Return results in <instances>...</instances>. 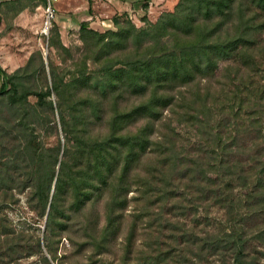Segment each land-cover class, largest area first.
I'll return each instance as SVG.
<instances>
[{"label":"trees","instance_id":"1","mask_svg":"<svg viewBox=\"0 0 264 264\" xmlns=\"http://www.w3.org/2000/svg\"><path fill=\"white\" fill-rule=\"evenodd\" d=\"M119 29L99 34L88 21L80 25L86 54L94 53L87 56L95 62L111 57L132 37L147 40L140 58L120 67L101 66L103 76L95 83L85 75L86 60L80 75L69 81L58 77L52 67V87L47 83L40 89L25 86L21 90L20 72L38 70L47 76L40 50L12 74L0 65V96H4L0 97L4 114L0 145L15 142L0 155V202H17V195L27 191L30 207L40 216L47 215L53 239L46 243L57 264L65 263L57 253L63 234L88 204L108 196L102 225L98 213L76 219L82 224L81 237L97 243V253L118 239L124 213L133 207L124 259L119 262L130 264L140 221L148 220L149 231L155 223L177 230L179 221L172 222L165 213L184 214L211 200L225 212L223 234L207 233L198 242L192 230L172 231L166 239L172 238L173 243L157 241L166 248L160 247L158 254L148 253L136 264H187L194 257L209 260L214 255L222 264H264V83L251 88L254 78L250 75L264 60V0H179L175 10L164 13L149 30L135 35L133 29ZM57 35L52 45L69 50ZM36 58L39 66H35ZM222 63L226 70L237 67L239 73L243 69L242 84L252 91L245 101L253 97L248 105L242 101L246 115L232 120L223 113L221 119L204 125L194 152L178 150V142L169 134L154 139L165 111L173 110L182 99L176 91L198 85L194 94L207 96L199 91L200 84ZM54 92L57 103L50 99ZM127 93L138 94L139 103L127 106ZM32 95L35 103L29 101ZM56 110L67 142L62 147L58 140L56 146L46 147L37 128L57 129ZM227 126L230 130L224 133ZM155 151V166L143 175L140 163ZM133 191L137 193L129 198ZM2 226L0 238H7L0 242V264H9L23 257L29 242L8 239L16 231ZM75 238L69 235L73 243ZM41 252L37 239L27 254ZM42 264L53 262L43 256Z\"/></svg>","mask_w":264,"mask_h":264},{"label":"rangeland","instance_id":"2","mask_svg":"<svg viewBox=\"0 0 264 264\" xmlns=\"http://www.w3.org/2000/svg\"><path fill=\"white\" fill-rule=\"evenodd\" d=\"M178 2L179 0H143L139 2L136 7L122 10L116 9L113 12L114 14H106V16L100 20L70 21L72 24L76 25L72 27L67 26L66 28L62 25V32L60 31L59 25L54 23L53 25L56 26H54L53 29L50 28L48 34L41 32L42 25L45 21L43 14V6L45 5L44 0H25L24 4H27L29 8L25 16L22 14L19 15V11H17L18 7L21 8L23 6L22 4H10L11 2H7L3 7L1 6V8L3 11L7 10V15L10 17L5 21L6 25L4 27L5 31H9L13 34L9 42L13 43L9 48L10 54L20 59V64L25 60L23 65L19 68L14 69V67H12L8 70H11L12 72H10V74H12L18 69L23 68L27 65L31 54L36 50H40L45 60L47 76L38 70L35 73L32 71L20 72L22 80L20 86L21 90L25 86H36L40 89L47 83L49 87H52V67L57 69L58 77L64 78L65 81H69L80 75L79 71L84 69L85 66L83 64L86 60L88 69L85 75L91 76L93 78L92 83H95L99 77L103 76V72L100 71L101 66L112 63L115 64L116 67H120L140 58L145 52L147 40H143L139 37H132L129 39L128 44L125 42L124 47L112 53L110 55L111 57L95 62L88 57L91 54L94 55V53L86 54L85 45L80 36V25L82 22L88 21L89 27L99 34H103L108 30L119 31L121 26L126 29H133L136 35V31L151 29L164 13L174 11ZM116 19H118L119 22H116ZM58 21L59 24L62 23V21ZM57 33L59 34L61 42L69 50L65 51L58 45H52V43L58 39ZM149 38L151 39L148 40H152L153 37L149 35ZM260 59L261 57L259 60ZM261 62L264 64V60H261ZM35 64V66H39L40 63L38 58H36ZM263 64L259 70L255 72L254 70L250 71V75L254 78L251 80L253 81V83H251V88L253 89H257L264 83ZM225 65V63H222L214 74L206 78L203 83L200 84L199 91L202 93V96L204 95L203 93L208 94L207 96L201 98L194 94L198 85L197 87L192 86L191 89L182 87L180 90L176 91L180 94L179 96L182 97V99L176 102L173 110L168 109L165 111V119L157 124L154 139L158 138L159 135L169 134L178 142V150L194 152L197 150V141L201 136L200 130L204 125H210L216 118L221 119L223 113L230 114L232 120L233 118L237 120L246 115V108L243 106L242 101H245V97L249 96L252 91L249 85L245 88L242 84V78H244L243 69H239V73L236 71L237 67L229 68L227 71L225 69L227 66ZM227 72L231 73V78L228 76ZM245 78L246 81H249L247 73H245ZM1 83L2 79H0V86ZM91 93L94 94V91L92 90ZM125 95L130 96L128 93ZM137 96L138 94L136 93L130 96L125 102L127 106L139 103V98ZM252 98L253 97L250 99ZM50 99L55 103L59 100L55 92L52 93ZM250 99L245 101L247 102L246 105H248ZM29 101L35 103L36 97L33 95L30 96ZM1 110L2 107L0 106V119L2 120L4 114ZM55 118L57 124V129L55 130H49V126L48 128L46 127L48 130L36 127L37 131L40 132L39 134H41L40 139L45 142L46 147L56 146L58 140L61 142L62 147L65 146L67 142L60 121V114L57 110L55 112ZM229 128L230 126H227L224 133L230 130ZM14 143L15 142L12 141L8 145H5L10 146V144ZM6 146L0 145V155H2V153H7V150L4 151V147ZM157 155L158 152H151L147 158L140 163L139 171L143 175L148 174L151 167L155 166L154 162ZM136 193L135 191L131 192L129 198ZM17 197H19V201L17 202H11L10 199L6 202H0V223L3 225L2 229L4 227H12L14 231H16L14 235L8 236V239H21V241L25 239L29 242V246L23 250V257L16 261L9 262V264H42L43 256L48 257L53 264H57L56 262L54 263L50 253L51 251L46 243V239H53V236L51 237L49 235L47 229L46 217L40 216L37 211L30 207L27 200V191L18 194ZM107 197L106 195L104 199L97 204H88L87 207L77 213L76 217L71 220L70 227L67 228V231L63 234L57 250L60 257L64 256L62 258L65 262L64 264H119V262H122L124 259L126 247L125 235L133 222V207H128L127 211L124 213V224L122 225L118 239L112 240L110 244L102 248L101 253H97V243H93V239H84L86 237L82 236V238L79 232V230L82 229V224L76 220L77 218L82 220L87 215L98 213L99 218H101V225L104 223L105 200ZM209 202L208 204L202 203L197 209H193L192 211L186 209L184 214H181L180 211H168L165 213L172 222L179 221V228L177 230L171 227L161 228L157 223H155V225L153 223L154 226L152 225L153 227H151L152 229L149 231L147 230L149 227L148 220H145V223L140 221L137 229L138 231H136V239H133L132 242L134 244L133 253L131 254L132 256L128 258V261L131 262L130 264H136L139 258L147 256L148 253L158 254L160 247L166 248L165 244L161 245L159 242L157 243V241H162L164 243L166 241H171V243H173L172 238L166 239L169 238L172 231L185 233L187 230H192L198 242L201 241L200 239L206 236L207 233L213 234L219 232L223 234L226 217L225 212L211 200ZM159 209L158 204L155 208V213H158ZM162 226H164L163 223ZM153 233H155L156 238H152ZM73 234L76 235L75 243L69 239V235ZM6 238L7 237H1L0 242ZM37 239L41 240L42 252L28 255V251L33 247ZM55 239L58 238L56 237ZM87 242H90V244ZM261 257L264 259V256ZM227 258L230 260V255L227 256ZM187 259H190V256H188ZM192 259L194 262L186 260L187 264H196L197 262L198 264H222V259L217 255L212 256L209 260H199L198 257Z\"/></svg>","mask_w":264,"mask_h":264},{"label":"crops","instance_id":"3","mask_svg":"<svg viewBox=\"0 0 264 264\" xmlns=\"http://www.w3.org/2000/svg\"><path fill=\"white\" fill-rule=\"evenodd\" d=\"M25 0H0V65L6 69L9 73L12 72L8 70L12 67L14 69L19 68L23 65L20 64V59L15 58L10 54V46L13 44L10 42V37L13 35L9 31H5L4 27L6 25L5 21L9 19L7 15V10L3 11V7L7 2L10 4H22L23 6L17 8L19 15H27L28 6L24 4ZM57 17L55 23L59 25L60 31L62 32L63 27H72L73 25L70 21L78 20H100L103 19L106 14H114V10H122L127 8L136 7L139 2L143 0H57ZM45 3V2H44ZM42 7V6H41ZM62 21L59 24V21ZM63 25V27H62ZM61 26V27H60ZM5 48V49H4ZM13 48V47H12ZM4 53V54H3ZM11 55V56H10ZM2 79V76H0ZM3 80V79H2Z\"/></svg>","mask_w":264,"mask_h":264},{"label":"built area","instance_id":"4","mask_svg":"<svg viewBox=\"0 0 264 264\" xmlns=\"http://www.w3.org/2000/svg\"><path fill=\"white\" fill-rule=\"evenodd\" d=\"M57 0H45V5L43 6V14L45 21L42 27V33L48 34L50 28L53 27V24L56 21L57 17V7H56Z\"/></svg>","mask_w":264,"mask_h":264},{"label":"water","instance_id":"5","mask_svg":"<svg viewBox=\"0 0 264 264\" xmlns=\"http://www.w3.org/2000/svg\"><path fill=\"white\" fill-rule=\"evenodd\" d=\"M46 219H47V215H46Z\"/></svg>","mask_w":264,"mask_h":264}]
</instances>
